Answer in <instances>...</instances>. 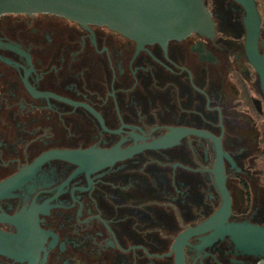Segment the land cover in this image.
Here are the masks:
<instances>
[{"label": "flooded vegetation", "instance_id": "af4514ba", "mask_svg": "<svg viewBox=\"0 0 264 264\" xmlns=\"http://www.w3.org/2000/svg\"><path fill=\"white\" fill-rule=\"evenodd\" d=\"M203 2L213 35L166 43L51 14L0 16V264H176L180 247L185 264H264L262 246L241 245L264 229L248 11ZM254 2L264 55V0Z\"/></svg>", "mask_w": 264, "mask_h": 264}, {"label": "water", "instance_id": "95a60500", "mask_svg": "<svg viewBox=\"0 0 264 264\" xmlns=\"http://www.w3.org/2000/svg\"><path fill=\"white\" fill-rule=\"evenodd\" d=\"M238 1L248 11L247 53L260 77L264 93V55H260L258 51L261 20L254 0ZM5 14L57 15L83 26L88 24L106 26L140 44L181 40L194 32L209 37L214 33L212 14L203 0H0V16ZM217 147L218 161L215 173L224 194L227 213H229L231 201L225 187L223 152L219 141H217ZM214 224V219H211L203 227L189 231L188 237L198 231L201 232L202 228L205 230L211 228ZM253 231L255 232L252 236L248 232L242 237L241 245L250 249V242L253 240L259 252L262 246L264 254V229ZM186 238V234L180 236L177 242L179 247L182 246V239L185 241ZM176 257V264H185L182 247L177 251Z\"/></svg>", "mask_w": 264, "mask_h": 264}, {"label": "rangeland", "instance_id": "374dc122", "mask_svg": "<svg viewBox=\"0 0 264 264\" xmlns=\"http://www.w3.org/2000/svg\"><path fill=\"white\" fill-rule=\"evenodd\" d=\"M262 10H263V16H264V6H263ZM258 165L260 168L264 166V157L260 158V161H258Z\"/></svg>", "mask_w": 264, "mask_h": 264}]
</instances>
